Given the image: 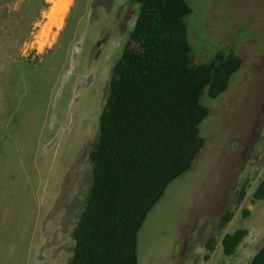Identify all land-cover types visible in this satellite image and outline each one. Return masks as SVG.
Listing matches in <instances>:
<instances>
[{
    "label": "rangeland",
    "instance_id": "obj_1",
    "mask_svg": "<svg viewBox=\"0 0 264 264\" xmlns=\"http://www.w3.org/2000/svg\"><path fill=\"white\" fill-rule=\"evenodd\" d=\"M26 1L9 9L31 20L36 10ZM187 1L196 63L233 49L243 67L225 94L202 97L210 109L200 125L205 146L148 215L138 261L249 264L264 244V201L254 200L264 180V0ZM47 2L49 18L43 12L23 44L19 17L0 10V264H70L73 229L94 183L88 155L141 4L69 0L63 10L66 0ZM229 210L235 215L220 240L238 229L248 236L233 257L221 241L209 255Z\"/></svg>",
    "mask_w": 264,
    "mask_h": 264
},
{
    "label": "trees",
    "instance_id": "obj_2",
    "mask_svg": "<svg viewBox=\"0 0 264 264\" xmlns=\"http://www.w3.org/2000/svg\"><path fill=\"white\" fill-rule=\"evenodd\" d=\"M14 1L0 0V10L11 21L19 17L23 28L16 39L23 44L49 4L27 0L24 8L36 10L28 20L18 11L11 13ZM192 14L187 0H141L135 27L113 68L98 138L88 155L94 183L73 229L70 264H139V234L148 215L168 187L192 170L205 146L200 125L210 109L202 97L225 94L243 59L233 49H222L196 63L188 22ZM245 197L244 189L237 203ZM254 200L264 201V180ZM234 215L229 210L222 217L207 244L209 255L221 241L224 254L233 257L248 236L247 229H238L220 240ZM249 264H264V244Z\"/></svg>",
    "mask_w": 264,
    "mask_h": 264
},
{
    "label": "bare ground",
    "instance_id": "obj_3",
    "mask_svg": "<svg viewBox=\"0 0 264 264\" xmlns=\"http://www.w3.org/2000/svg\"><path fill=\"white\" fill-rule=\"evenodd\" d=\"M69 5H70L69 0H66V2L64 3V5L62 6V9L63 10H66L69 7Z\"/></svg>",
    "mask_w": 264,
    "mask_h": 264
},
{
    "label": "built area",
    "instance_id": "obj_4",
    "mask_svg": "<svg viewBox=\"0 0 264 264\" xmlns=\"http://www.w3.org/2000/svg\"><path fill=\"white\" fill-rule=\"evenodd\" d=\"M52 9H53V8H51V12H52ZM51 12L49 11V15H47V14H48V12H45V17L49 18V16H50Z\"/></svg>",
    "mask_w": 264,
    "mask_h": 264
}]
</instances>
